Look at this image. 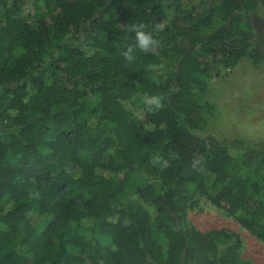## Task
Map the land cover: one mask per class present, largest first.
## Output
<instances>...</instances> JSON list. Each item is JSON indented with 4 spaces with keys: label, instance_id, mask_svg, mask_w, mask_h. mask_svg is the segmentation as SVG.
<instances>
[{
    "label": "trees",
    "instance_id": "1",
    "mask_svg": "<svg viewBox=\"0 0 264 264\" xmlns=\"http://www.w3.org/2000/svg\"><path fill=\"white\" fill-rule=\"evenodd\" d=\"M260 1L0 0V264H252L186 217L264 243V141L206 130L208 81L264 59Z\"/></svg>",
    "mask_w": 264,
    "mask_h": 264
},
{
    "label": "rangeland",
    "instance_id": "2",
    "mask_svg": "<svg viewBox=\"0 0 264 264\" xmlns=\"http://www.w3.org/2000/svg\"><path fill=\"white\" fill-rule=\"evenodd\" d=\"M260 3L255 27L264 49V0ZM207 98L213 105L206 127L209 134L240 137L253 143L264 141V59L255 63L242 58L224 69L208 81ZM39 218L32 215L35 223ZM186 219L201 230L225 228L239 233L243 242L241 256L252 264H264V243L209 202L201 199L197 207L189 209Z\"/></svg>",
    "mask_w": 264,
    "mask_h": 264
},
{
    "label": "clouds",
    "instance_id": "3",
    "mask_svg": "<svg viewBox=\"0 0 264 264\" xmlns=\"http://www.w3.org/2000/svg\"><path fill=\"white\" fill-rule=\"evenodd\" d=\"M132 31L135 32L136 46L140 50L148 52L158 45V41L153 37L152 33L144 31L143 25L133 28ZM124 55L129 61L132 60L131 49L126 51ZM143 103L149 111L159 109L162 106L161 98L155 95H145L143 97Z\"/></svg>",
    "mask_w": 264,
    "mask_h": 264
}]
</instances>
